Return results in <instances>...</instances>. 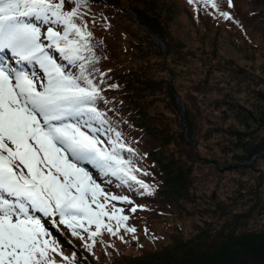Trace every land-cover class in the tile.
Masks as SVG:
<instances>
[{
  "label": "rangeland",
  "instance_id": "obj_1",
  "mask_svg": "<svg viewBox=\"0 0 264 264\" xmlns=\"http://www.w3.org/2000/svg\"><path fill=\"white\" fill-rule=\"evenodd\" d=\"M145 1L140 4L126 0L131 7L125 9L137 26L129 16L130 19L112 17L114 25L108 15L109 23L104 22L106 14H97L95 6L82 7L80 12L94 33L110 39L112 34L108 36L105 32L121 35V28H125L126 42H139L133 52L126 55L124 50L119 52V57L128 61L123 60L125 68L137 67L142 60L154 67L148 74L151 79L148 83L153 87L146 86L142 96L137 97L143 107L141 120L147 126L148 137L144 136L142 143L139 140L136 144L140 146L136 159L149 172V162L140 144L143 146L146 139L150 148L161 145L157 155L164 162L170 161L166 163V170L176 177L169 176L168 181L179 183L178 195L169 199L173 213L166 215L169 212L164 210L157 217L155 211L153 214L136 212L133 219L139 224L148 220L149 227L134 233L121 228L117 235H99L91 250L84 246L93 243L87 240V233H82L83 240L68 238V247L62 251L67 257L75 252L70 247L72 244L80 253L87 251L89 257L90 254L98 257L103 250L108 256L96 258L97 264L110 261L113 252L126 256L151 255L158 257L157 261H170L179 255L174 246L177 247L180 238L187 239L202 230L215 235L227 222L233 226L236 212L250 215L237 224L236 231L264 229V211L260 214L262 207H254L256 195L264 202V155L250 160L255 149L261 151L264 147V12H260L264 5L258 0H232L235 6L229 9L223 0H217L219 9L228 12L232 19L225 20L218 11L208 8L206 11L215 23L205 26L194 22L173 0ZM197 3L203 6L198 0ZM132 8L152 14V29L144 25L148 32L142 30L143 24ZM251 8L260 14L249 15ZM160 27L163 32L159 31ZM42 30L46 29L42 26ZM93 44L95 47L102 44L97 34ZM157 61L161 64L154 65ZM169 93L175 95V100ZM103 95L109 101L108 114L112 118L111 111L118 107L110 103V98L115 99L118 94ZM176 97L182 101V112ZM123 132L127 138H133L128 130ZM134 203L138 205L137 210L142 209V205ZM126 208L133 213L131 204ZM60 227L63 233L69 234L64 226ZM91 230L95 231V227ZM77 257L76 253L74 264ZM55 259L60 264V257Z\"/></svg>",
  "mask_w": 264,
  "mask_h": 264
},
{
  "label": "snow or ice",
  "instance_id": "obj_2",
  "mask_svg": "<svg viewBox=\"0 0 264 264\" xmlns=\"http://www.w3.org/2000/svg\"><path fill=\"white\" fill-rule=\"evenodd\" d=\"M88 2L0 0V264H74L49 225L87 233L88 250L104 230L136 231L112 203L132 201L105 187L148 188L122 121L108 114L106 74L80 12ZM198 2L232 19L217 0Z\"/></svg>",
  "mask_w": 264,
  "mask_h": 264
},
{
  "label": "trees",
  "instance_id": "obj_3",
  "mask_svg": "<svg viewBox=\"0 0 264 264\" xmlns=\"http://www.w3.org/2000/svg\"><path fill=\"white\" fill-rule=\"evenodd\" d=\"M128 1L132 2V0ZM136 1L140 4L146 3L145 0ZM173 1L177 2L182 7V9H184L185 12L188 13L189 17L194 22H198L205 26H208L211 23H215V20L211 18L209 12L205 10V7L198 5L197 2L190 4L188 0ZM221 1L222 0L218 2ZM223 1L226 8L232 9L235 6L234 4L232 5V7H228L226 0ZM258 1L264 5V0ZM92 6L98 8L97 12L104 13L107 16L109 15L111 16V18L116 16H118V19H120L121 17H130L133 23L136 25L132 16L128 15L129 13L125 9V7H131L126 2V0H89L87 7L92 8ZM132 11H134V13L138 16L140 22L143 25L152 29V14H150L147 10V12L144 10L143 13V10L141 8H132ZM248 12L249 15H255L256 12L257 14H260L259 11L253 10L252 8L249 9ZM260 12H264V9H262ZM262 15L264 17V14ZM111 20L115 25V19L112 18ZM104 22L109 23V19L106 17ZM98 27L101 30L103 28V25L100 24ZM88 30L91 31L93 38L96 34L101 37L102 44L95 47V53L98 57H100L98 64L99 71L106 74V85L104 93L111 92L116 95L118 94L117 97L115 96V99L110 98V103H112L113 106L118 107L116 111H111L113 113L112 118L117 121H122V123H120L119 125L120 129L122 131L128 130L130 133H132L133 138L128 139L132 141L135 148L140 149V146L137 147L136 144L139 142V140H141L142 143L144 136L145 138L148 137V129L141 120L143 107L137 102V97L139 98L142 96V94L144 93V88L146 86L151 88L153 87L152 84L148 83L151 80L148 77V74H151L150 71L153 70L154 67H151V64H148L146 60H142V63H140L137 67L125 68L126 65L124 64V62L128 63V61H125L124 58H120L119 52L121 51L123 53L122 50H124V55H126L133 52L136 46H139L138 41H136V43L132 41L131 43L126 42V38L124 37H128V33L125 31V28H121L122 31L120 34L123 37L118 33L111 32L107 34L105 32V34L108 36L112 34L110 36V39L107 36L100 34L99 32L94 33L93 29L89 28V25ZM153 30L155 31L156 28L153 27ZM159 31L163 32L161 27L159 28ZM119 40H122L123 42L119 43ZM99 47L102 48L101 53H97V49ZM159 64H161L160 61L154 63V65ZM112 84H115L118 87H107V85ZM169 96L172 100H175L174 94L172 96L169 93ZM118 117H120L121 119H119ZM146 144L147 142L145 139V144L143 146L142 144L140 145L141 150H144V154L147 158V161L149 162L147 163L149 164V172L146 176H141V174L137 172L136 174L140 175V178L142 180L149 179V191L144 196H136L131 191H125V189H127L128 187H116V182L111 183L110 187L115 189L117 192L130 194L133 197L134 202L142 205L143 208L141 210L135 211L134 214L136 212L150 211V213H152L155 211L154 213L158 217L163 214L165 210L169 212L166 213V215H171V213H173L171 209L173 204L169 202V199H171V196H173L175 199V195H178L177 189L179 187V183L170 184V182L168 181L169 176H172L173 178L176 177L172 172L171 174H169V170H166V163L170 164V161L164 162L157 155L161 145L154 144L151 145L150 148ZM260 150L261 151L255 149L252 152L253 155L251 156V158L254 155L264 151V147ZM262 155L264 154H260L258 156ZM254 199H256L254 207H262V211L260 212L261 214L264 211V202L260 200L258 195H256ZM166 206L169 208L167 209ZM134 214L132 215V219L134 217ZM233 214V226L232 223L227 222L226 226L222 230L218 231V233L215 235H211L210 231L208 230H202L187 239L183 240L182 238H180L181 240L177 241V247L174 246V249L176 251L178 250L179 255L177 257H174V259L170 261H168L169 259L164 262L159 260L157 261L156 258L158 257H149L151 255L140 256V254L138 256H126L123 254L118 255L113 252L112 259L110 261H107L105 264H264V229L252 228L236 231V229L238 228L237 224L240 223V221L242 222L246 220L250 215L245 212H236ZM132 219L131 222L136 229H146V227L150 226L148 220H145V223L139 224L137 222V219ZM224 229L226 231H224ZM101 235L108 236L109 234L106 230H104L102 231ZM156 243L157 242H155V244ZM72 249L78 254L76 264H97L96 262L98 261L96 260V258L100 259L103 257V255L108 256L103 253V250L98 257H93L91 254L89 257V253L87 251L85 253H80L78 249L75 250L73 247ZM106 252L108 251L106 250Z\"/></svg>",
  "mask_w": 264,
  "mask_h": 264
},
{
  "label": "water",
  "instance_id": "obj_4",
  "mask_svg": "<svg viewBox=\"0 0 264 264\" xmlns=\"http://www.w3.org/2000/svg\"><path fill=\"white\" fill-rule=\"evenodd\" d=\"M141 28H142L143 31L148 32V30L145 28V26L141 25ZM152 35H153V37H155V34H152ZM157 43L159 44L160 41H158ZM176 100H177V102H178V106H179V108H180V110H181V112H182V111H183L182 101L180 100L179 97H176ZM260 154H264V151H262L261 153H258V154H256V155H254V156L251 158V160H254V159H255L258 155H260ZM249 162H250V161H249Z\"/></svg>",
  "mask_w": 264,
  "mask_h": 264
}]
</instances>
